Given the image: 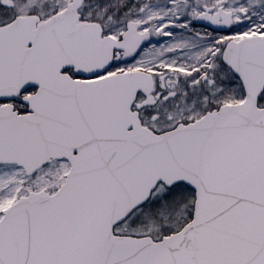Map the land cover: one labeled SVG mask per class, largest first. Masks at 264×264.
I'll list each match as a JSON object with an SVG mask.
<instances>
[{
    "label": "snow or ice",
    "instance_id": "6c2138e0",
    "mask_svg": "<svg viewBox=\"0 0 264 264\" xmlns=\"http://www.w3.org/2000/svg\"><path fill=\"white\" fill-rule=\"evenodd\" d=\"M0 264H264V0H0Z\"/></svg>",
    "mask_w": 264,
    "mask_h": 264
}]
</instances>
